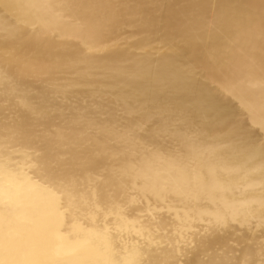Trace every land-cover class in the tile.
Wrapping results in <instances>:
<instances>
[{
	"label": "bare ground",
	"instance_id": "6f19581e",
	"mask_svg": "<svg viewBox=\"0 0 264 264\" xmlns=\"http://www.w3.org/2000/svg\"><path fill=\"white\" fill-rule=\"evenodd\" d=\"M0 264H264V0H0Z\"/></svg>",
	"mask_w": 264,
	"mask_h": 264
}]
</instances>
